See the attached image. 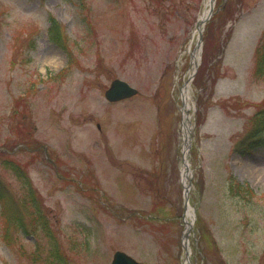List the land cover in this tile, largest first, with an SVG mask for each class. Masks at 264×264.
Here are the masks:
<instances>
[{
  "label": "rangeland",
  "instance_id": "374dc122",
  "mask_svg": "<svg viewBox=\"0 0 264 264\" xmlns=\"http://www.w3.org/2000/svg\"><path fill=\"white\" fill-rule=\"evenodd\" d=\"M205 2L0 0V264H47L32 259L51 242L40 224L33 236L3 225L6 207L27 220L34 193L71 264H110L115 250L184 264L179 92ZM213 12L189 89L190 263L262 264L264 131L252 153L235 146L264 111V0ZM115 78L138 94L105 101Z\"/></svg>",
  "mask_w": 264,
  "mask_h": 264
},
{
  "label": "trees",
  "instance_id": "16d2710c",
  "mask_svg": "<svg viewBox=\"0 0 264 264\" xmlns=\"http://www.w3.org/2000/svg\"><path fill=\"white\" fill-rule=\"evenodd\" d=\"M54 26H56V24ZM253 73L255 77L264 76V36L262 40L259 42L254 52ZM263 112L264 111H261L260 113L257 112L252 117L251 128L249 130H246L244 135L241 137V139L237 141L236 146H235L236 151L246 150L247 152H251L257 146V139L259 137V134L262 131H264ZM236 184L239 185V183H236ZM232 189L235 191H240L239 190L240 188L235 185H232L230 187V190ZM9 209L10 207H6L4 209V215H2L4 216L3 218L4 227L7 228L10 223H14L18 229L26 233L27 230L25 229L29 228V225L26 223L24 216H21L16 213H12ZM26 216L32 218V213ZM40 218H42V216H40ZM40 224L42 227L45 225V223H40ZM46 235L51 241V242H48L47 244L46 253L44 254V256H42L39 252H37L36 254L32 256L33 257L32 259L36 261L37 258L43 259V257H46L47 264H68L64 251L61 252L59 250V247L56 243L55 236L49 231H47ZM262 264H264V261Z\"/></svg>",
  "mask_w": 264,
  "mask_h": 264
},
{
  "label": "water",
  "instance_id": "95a60500",
  "mask_svg": "<svg viewBox=\"0 0 264 264\" xmlns=\"http://www.w3.org/2000/svg\"><path fill=\"white\" fill-rule=\"evenodd\" d=\"M211 8H212V0L210 1V9H209L210 13H211ZM205 20L206 18L203 21ZM203 21L201 23H203ZM135 93L136 91L128 87L126 83L119 80H115L112 82L111 88L106 92V98L111 101H116L131 96ZM186 171H188L187 168ZM187 189L188 187H185V190ZM111 264H140V263H137L131 257L127 256L122 252H116L113 255Z\"/></svg>",
  "mask_w": 264,
  "mask_h": 264
},
{
  "label": "bare ground",
  "instance_id": "6f19581e",
  "mask_svg": "<svg viewBox=\"0 0 264 264\" xmlns=\"http://www.w3.org/2000/svg\"><path fill=\"white\" fill-rule=\"evenodd\" d=\"M186 110H188V107L186 106ZM189 129V123H188V116L186 115V120H185V130Z\"/></svg>",
  "mask_w": 264,
  "mask_h": 264
}]
</instances>
